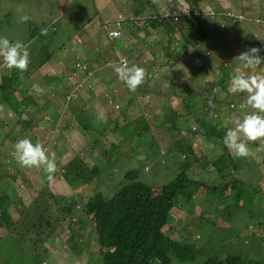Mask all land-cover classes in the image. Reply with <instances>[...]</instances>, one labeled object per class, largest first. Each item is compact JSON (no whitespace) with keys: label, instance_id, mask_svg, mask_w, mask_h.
<instances>
[{"label":"rangeland","instance_id":"rangeland-1","mask_svg":"<svg viewBox=\"0 0 264 264\" xmlns=\"http://www.w3.org/2000/svg\"><path fill=\"white\" fill-rule=\"evenodd\" d=\"M21 1L27 9H30L35 0ZM187 1L182 2L186 7L190 6L187 14L195 12L192 11L194 7L189 3L194 0ZM215 1L223 9L231 10L226 14L233 18L226 20L225 23L227 28L233 30L224 28L226 31L221 30L220 37H217L214 31H210L207 38L209 44H204L196 39L199 33L194 27L189 31L194 32V35L188 40L190 46L200 53L190 58L194 64L207 58L209 69H206V73L194 77H205L210 81L211 87L205 92L193 87L187 91L182 87V83L186 80L181 70H185L186 65L178 57L179 52L173 53L166 46L161 50L159 45L155 44L154 38L146 41V38L142 37L144 32L140 30L139 33L137 27L146 24L145 28L150 30L153 28L151 21H148V24L146 19L138 23H134V20L125 22L120 28L121 37L114 41L109 36L104 28V22L117 18L120 13L129 14L134 18L133 8L130 7L132 0H71L69 4L75 12V18L66 23L67 16L72 12L67 10L66 14L62 13L58 32H49L47 35L41 32L44 29L41 22H38V28L35 29H32L33 23L30 19L24 23L20 22V18L27 15L25 5L19 6L16 1H1L0 36H6L13 42L26 43L24 44L26 47L29 44L27 49L30 53V64L25 72H13L0 58V197L4 193L9 194L7 211L12 217L11 220L15 218L24 223L20 226L17 223L6 232V226L0 222V264H104L100 246L94 243L96 240L87 239L81 243L77 234L73 236V232H76L74 229L81 227L78 224L81 219H88L87 226L82 225L81 230L85 232L87 238L92 234L95 209L104 198L100 195L102 190H109L115 186L119 188L124 182H128L125 174L130 170L137 172V176L143 172L148 174L153 190L161 189L157 180L160 177V180L165 182L160 175L167 168L163 167L164 158L156 147L148 145L152 142L150 135L146 137L134 133L129 138L123 139V135L116 138L108 134L104 139L107 148L111 147V140L119 146V150L113 147L117 152L111 162L107 159V155H103L102 148L86 143L96 134L97 129L108 121L112 123L115 119H119L118 126L124 132L127 127L135 131L143 124L152 126L156 130L154 143L159 140L158 146H166L171 141V135L162 125L161 117L164 116L166 120L169 113L174 118L177 115L181 116L176 124L179 125L180 130L186 131H181L180 145L171 155L178 164L174 168L175 170L182 168V162L187 159L184 157L186 152L182 151V148L190 145V142L194 143L197 145L196 155L199 160L188 169L189 174L200 179L204 184H214L211 175L223 172L226 167L213 165L217 156L223 152L220 147L219 129L234 127L232 123L234 115L243 118L247 112L252 111L240 110L239 106L245 101L246 93L233 94L229 90L230 75L237 68L248 74H264V66L259 69L262 73L255 69H245L243 63L236 58L253 47L261 49L259 54L264 56V31L258 27L250 36L240 27L241 20L250 17L256 22L253 26L262 25L264 28V19L259 18L261 8L258 11L254 9L264 4V0ZM56 2L60 13L61 8L64 10L68 5V0H56ZM175 3L178 4V0H158L156 5L163 11L175 15L183 14L180 6L177 7ZM80 6L86 10H82ZM193 6L202 11L204 8L210 10L211 19L216 15L214 13L216 9L211 5H204L202 0H199L197 6ZM262 9L264 10V5ZM8 12H12L11 16ZM255 12L254 15L250 14ZM58 18L56 17L55 20ZM75 20L80 24L75 25ZM127 29L128 32L125 33ZM239 32L245 35L240 36ZM138 40L143 42V47L149 44L155 48L159 62H156L157 58L152 59L154 49L153 55L148 50L141 51L139 55L132 49L131 46ZM125 49L130 50L132 55L124 52ZM111 50L129 58L130 65L146 66L149 62L151 66L156 62L150 70L144 69L145 83L135 92L130 91L124 82L118 80L114 71V67L118 65L117 60H109L106 56ZM83 60L85 63H77ZM75 62L78 68L73 70L71 65ZM179 69L180 71H177ZM101 72L104 73L103 77L100 75ZM163 74L166 80L174 76L171 80L176 79L177 85H169L170 80L165 86L157 88ZM226 76L229 79L221 82ZM10 77L13 78V86L6 90L2 87V83H5L3 78ZM104 79H110V82L106 84ZM37 84L43 89L42 93L38 94L33 90V86ZM141 88L143 94L135 99V93ZM7 92L11 105H8L4 99ZM104 92L106 98L103 96ZM71 97L74 99L70 103ZM139 102L141 105L137 106ZM17 107L24 111L22 117L25 119H28L30 111L32 112L31 122L17 120L19 119L15 112ZM127 110H131L132 114H127ZM209 112H212L218 121L216 133L211 136L200 125ZM78 115L85 118H81L80 122ZM78 127L83 129L82 132ZM194 128H197L198 132L192 134L189 130ZM10 133L13 138H10ZM46 133L48 135L44 141L43 137ZM22 134L34 143L39 141L46 144L45 147L49 152L55 153L58 171L54 181L51 183L48 181L51 193L48 191L46 197V186L40 188L41 184L37 181L33 184L27 177L29 175L34 180L43 171L23 168L15 158L14 145ZM79 152L88 162L80 168L77 167ZM94 165L98 167L97 173L94 172ZM5 167L11 168L5 173L3 170ZM232 169L233 171L231 169L225 171L224 175L229 174L232 179L240 176L246 181L261 186L264 192V164L260 166V173L242 168L239 172L233 166ZM12 171L17 174L13 175ZM17 171L20 173L18 174ZM216 179L219 180L218 177ZM22 180L23 183H20L19 188L15 182ZM122 181L123 183L119 184ZM220 181L222 182V178ZM3 182H13L17 190L3 191L2 188L5 186ZM220 192L213 191L208 196L205 191L197 193L195 195V203L199 205H196L197 210L190 207L191 200L188 199L185 209L174 214L164 230L173 224L172 233L175 236L182 235L184 241L199 237L193 242H207L206 250L211 249L220 257L234 252L247 259L264 262V237L261 241L258 239L261 234L259 229L264 230V202L261 201V197L258 200V196L249 199L248 204L239 207L235 194H228L226 200L221 202L223 196H220L222 194ZM66 199L76 203L71 211L63 209ZM85 206L87 210L84 209ZM258 206L260 212L256 210ZM20 210H23L22 218H20ZM202 210V214L197 213ZM220 220L230 222L231 226L220 225ZM31 224H34L36 229L27 236ZM88 230L91 231L87 233ZM17 233L22 235L17 237ZM65 237L70 239L67 240ZM64 244L67 247H64ZM174 264L184 263L176 260Z\"/></svg>","mask_w":264,"mask_h":264},{"label":"trees","instance_id":"trees-1","mask_svg":"<svg viewBox=\"0 0 264 264\" xmlns=\"http://www.w3.org/2000/svg\"><path fill=\"white\" fill-rule=\"evenodd\" d=\"M1 1L2 0H0V3ZM8 1H16L18 3L21 2V0ZM183 1L188 2L187 0H181V3ZM215 2V0H202V3L204 5H211V7L216 9L214 12L216 13V15H214L213 19H211V14L209 13L210 10L204 8V11H202V9L199 10L196 9L195 6H193H197L199 0L190 1V5L194 7L192 11L195 10V12L184 15H175L169 11V13L165 10L162 11L161 8L156 5V3H153V0H132L130 7L133 8L134 18L129 14H122V25H124L125 22H131L133 20L134 23H138L139 21H142V19H146L147 24L148 21H151L153 28L150 30L145 28L146 24L137 27L139 28V33H141V31L144 32V35H142V37H145L146 41L149 40V38H154L155 44L159 45V48L161 50H163V48L165 49L166 46L173 53L176 51L179 52L178 57L180 58V60L182 59L181 61L184 63V65H186V69L181 70L182 72H184L183 75L186 80L182 83V87L187 91L192 89L193 87L195 89H201L202 92H205V90H209L211 87L210 81H208L205 77H194L200 75V73H206V69H209L207 58H201L202 61L194 64L190 60V58L195 57L194 55H196V53L198 52H196L195 49L190 46L188 40H190L191 36L194 35V32H189L191 29H194V27L198 30L199 33L196 39L201 40L200 42H204V44H209L207 38L210 31L220 33L221 30H229V28L227 27H225L226 30L221 27L222 18L226 19L224 13L228 9H223L219 3L216 4ZM175 5L178 7L179 3H175ZM263 5L261 4V6ZM261 6L254 7L255 11H258ZM67 10H70L72 13L67 16L66 23L74 19L76 16L75 12L71 9V4L69 3L62 13L66 14ZM11 13L12 12H8L10 16ZM62 13L59 12L56 0H35L33 6L30 9H27V16L30 17V22L33 23L32 29L38 28V22H41V24H43L44 26V29L48 30L47 33L58 32V23L60 22V18L63 17ZM260 14L261 16L259 18L264 19V10ZM56 17L59 18L55 20ZM229 19H232V17ZM74 23L75 25L80 24L76 20L74 21ZM255 23L256 22H254L252 18L247 17L246 20H241L240 26L244 25V28L242 29L246 31L253 28V25ZM187 29L189 30L187 31ZM127 32L128 29L125 31V33ZM186 33L189 35H186ZM113 40L116 41V39ZM28 46L29 44H27V48ZM131 47L139 55L141 51L145 52L147 50L150 51V53L153 55L152 51L154 49V56L152 59L157 58L156 62H159V57L158 55H156L157 51L149 44H145V47H143V42L141 40H138ZM117 53L119 52L111 50L106 54V56L109 60L116 59V63H118L121 61L122 54ZM146 59L147 58H145V60ZM156 62H153L151 66L149 62L146 63V66H136L150 70ZM77 63H85V60L77 61ZM263 66L264 65L262 64L255 70L260 71L259 69ZM71 67V69L73 70H75L74 68H78L76 62L74 65H71ZM177 71H180V69ZM13 72H17V70L13 69ZM100 75L103 77V72H101ZM173 77H171L169 80H166L163 74L157 88L165 86V84H167ZM3 79H5V83H2V87L6 90L10 89V87L13 86V78L10 77ZM228 79L229 77L226 76L223 80H221V82H224ZM201 82H203V84ZM169 85H177L176 79L171 80ZM72 86L74 87V85ZM69 92L70 91H68V94ZM142 94L143 92L141 88L137 93H135V99H138V97ZM9 97V92H7V94L4 95V99L8 103V105H11ZM73 99L74 97L69 99L70 103L73 101ZM25 102L28 103L27 100H25ZM140 105L141 102H139L137 106ZM15 112L19 117V119H17L18 121L22 119L26 123L31 122V111L28 119L22 117L24 111H22L21 108L17 107V110H15ZM126 113H129L130 115L132 112L128 111ZM76 114H78V112H76ZM208 117L213 118V115L208 114ZM81 118L85 117H83L82 115H78V120L80 122ZM204 119L207 120L206 118ZM118 123L119 119H115L114 121H112V123L109 121L106 122L102 127L100 126L97 129L96 134L90 137L86 142L95 147L102 148L103 155H107V159L109 160V162L112 161L117 152V150L113 147L119 150V146L115 144L113 140H111V147L107 148L104 139L108 134H111L112 136L114 135L116 138H119L120 135H123V139H127L132 134L138 133L137 135H146V137L150 135L152 137V142L156 139V131L150 126L142 125L135 131H131V128L127 127L126 131L124 132L119 128ZM202 123L207 125L211 130L213 129V126L209 122L202 121ZM78 129L81 132L83 130L79 127ZM123 132L124 134H122ZM47 135L48 133L44 134V141L46 140ZM10 138H13V135L11 133ZM23 138L27 137L22 134L16 139V142ZM43 145L46 146V144ZM190 147L191 145H187V148H185V150L188 151L191 156H193L194 151ZM234 155L235 154L233 152L225 154L221 153L214 160L213 165H220L222 167L227 166L226 170H228L230 168L229 166H232L230 164H234L236 166V164H238L241 160V157L235 159ZM200 159L202 160L203 157L201 156ZM198 160L199 158L197 157V155H195L189 163V166L194 165L196 162H198ZM77 161V167L79 168L84 164H88V162L84 158H82V156H80V152L77 154ZM8 168L11 167H5L3 169L5 173L7 172ZM93 168H95L94 172L97 173L98 167L94 165ZM12 172L13 175L17 174L14 171ZM224 172L220 174H223ZM256 172L260 173V168L256 169ZM19 173L20 172H18V174ZM38 173L39 171H37L36 174ZM39 174L40 175L36 176L34 180H32V177L29 175H27V177L31 183L34 184L37 181L38 184H41L40 188L42 186H46V197L49 191L48 179L44 172ZM212 176H217V173H213ZM125 177L128 179V182H120L119 184H123L119 188L115 186L114 188L106 190V196L100 193V195H103L104 198L103 202L99 203V205H97L95 209V223L92 226V234H90L87 238L85 232L81 230L82 225L85 224L84 226H87L86 224L88 219H81L78 222L81 227L75 228L74 230L76 232H73V236L77 234L80 238L81 243H83L87 239L90 241L96 240L94 243L95 245L100 246L103 252L102 254L104 264H174V261L176 260L184 264H261L258 262L248 263L249 261L253 260H247L243 255L234 252L227 253L224 256L220 257L218 256L217 252H212L211 249L206 250L208 245L207 242H193L199 239V237H192L184 241L182 235L175 236L172 233L173 226L171 225L173 224L169 225L166 230H164V227L169 224V222L173 218V215L176 213H180L185 209V204H187L188 199L191 200L189 202L190 207L197 210L196 205L198 204L195 203V195L197 193L200 194V192L205 191L206 195L208 196L212 194L213 191H221L220 194H222L220 196H223L221 202L226 200L228 194H235L238 206L244 207L246 204H248L249 199H253L258 196L257 191L260 193L261 199L264 200V192L261 186H258L253 182H248L240 176H237L235 178L233 177L232 179L229 174H226L222 177V182L218 179H214V184H204L202 183V181H196L190 178L187 174L186 169L184 168L179 173H176L174 177H169L168 179H166L160 191L153 190L151 178L144 172L137 176V172H135L134 170H130L126 172ZM3 183L5 184V186L2 188L3 191L9 190L15 192L17 190L13 185V182ZM20 183H23V180L15 182V184L19 186V188L21 187ZM157 183H159L158 180ZM8 200V193H4L3 196L0 197V222H2L4 226H6V232L10 231L12 227L17 223L19 224V226L24 224L22 221H19V219L13 218V220H11L12 217L9 216L10 214H8L7 211ZM75 205L76 203L74 201L67 200L63 209L71 211V209L74 208ZM259 208L260 207L258 206L256 209L258 212H260ZM84 209L87 210L88 208H86L85 206ZM202 212L200 214H202ZM20 213V218H22L23 210H20ZM34 229H36V227L34 226V224H31V228L29 227L28 232L26 233L27 236ZM90 231L91 230H88L87 233H89ZM77 232H79L81 235ZM20 235L22 234H16L17 237Z\"/></svg>","mask_w":264,"mask_h":264},{"label":"clouds","instance_id":"clouds-1","mask_svg":"<svg viewBox=\"0 0 264 264\" xmlns=\"http://www.w3.org/2000/svg\"><path fill=\"white\" fill-rule=\"evenodd\" d=\"M178 2L180 6V11L183 12V14L181 15L187 14L189 12L190 6H187V7L184 6L181 3V0H178ZM68 3H71V0H68ZM153 3H158V0H153ZM18 5L19 6L23 5V3L20 2L18 3ZM230 11L231 10L228 9L224 13L226 16V19L222 18V22H221L222 28L227 27L225 21L231 17L228 16L226 12H230ZM261 12H263L262 6H261ZM29 19H30L29 16L24 15L20 18V22L24 23V22H27ZM259 23H262V22H259ZM104 28L108 31L109 36L113 39H117L122 36V31H121V35L119 37H113L111 36L110 31L113 30L114 28L113 27L107 28L105 26ZM41 32L43 35H47L48 30L42 29ZM215 35L217 37H220L221 33H215ZM239 35L243 36L242 34H239ZM252 35H253V32H252ZM210 45L212 46L211 43ZM260 51L261 49L253 47V48H250L242 52L236 58H238V60L243 63V68L256 69L262 63H264V56H261L259 54ZM124 52L132 55V52L128 49H125ZM0 58H2L4 65L9 70L15 69L19 72H25L28 70V67L30 64V53L27 47L24 45V43L21 41L13 42L6 36H0ZM117 64L118 65L114 67V71L117 74V78L119 81L124 82L130 91L135 92L140 86H142L145 83V80H146L145 70L142 67H139L136 65L130 66L129 58H127L126 56H122L121 61L118 62ZM104 80L106 84L110 82V79H104ZM113 89L114 87H112V90ZM33 90L38 94L43 92V89L38 84L33 86ZM229 90L233 94L246 93V99L243 103L240 104L239 107L241 111H244L246 109H251L252 111L247 112L243 116V118H241L240 116L234 115L232 117V123L234 127L232 128L228 127L226 129H221V128L219 129L220 147L223 151L222 152L223 154L233 152L235 154L234 155L235 159H238V157H241V159H244V161L242 162L240 161L238 164H236L237 167L234 164H232V166L237 171L240 172L241 168L248 169L249 171H256V169L260 168V166L264 164V74H248L245 71H242L241 69L237 68L230 75ZM105 95H106V92L103 93L104 97ZM127 111L131 112V110H127ZM209 114H212L213 118H209L208 115H206L205 118L208 121L205 120L204 118L202 121L209 122L213 126V129L211 130L207 125L203 124L202 122L200 123V125L202 126V129H204L206 133L209 136H211L216 133L218 121H216V119L214 118V114L212 112H209ZM180 118L181 116L179 115L176 118H174L170 116V113L168 114V118L166 120H164V116H162L161 117L162 125L171 135V141L166 146H158L159 140L154 143V141L156 140L155 139L153 142H150V144L148 145L150 147H156V150L164 158L163 167H166L167 170L166 171L164 170V172L160 175L164 179V181L168 179L169 177H174V175L176 173H179L183 168L186 169L187 174L190 178L196 181H201L200 179H197L194 176H191L188 171V169L191 167L189 166V163L191 162V160L197 153L196 152L197 145L194 143L192 144L190 142V145H191L190 148L194 151V155L191 156V154L185 150L187 146L182 148V151L186 152L184 157H187V159L182 162V168H180V170H175L174 168V166H177L178 164L173 160L171 155H172V152L180 145L181 133L186 131L183 129L180 130L179 125L176 124L179 122ZM189 131L192 134H194L198 132V129L194 128ZM14 149L16 153L15 158L17 160V163L21 167L43 170V172L47 176L49 183L54 181L55 174L58 171L55 153H50L49 150L41 142L36 141L34 143L30 138H23L17 141L14 145ZM165 161H167V163ZM232 166H229L230 167L229 169L233 171ZM226 168L227 166L225 167V170ZM223 176H224V173L223 174L217 173V176H212V178L216 179L218 177L219 180H221ZM158 181H159L158 184L161 186V189H162L164 182L160 180V177L158 178ZM161 189H158V190L160 191ZM103 192L105 193L106 190H102L101 192V194L106 196ZM257 193L259 194L257 197V200H258V198L261 197V195L258 191ZM261 201L264 202V200L262 199ZM201 212H197V213H201ZM219 224L220 225L226 224L229 227L231 226L230 222H225L223 220H220ZM259 230H261V234H259L258 239H260L261 241V238L264 237V230L262 228H260ZM65 238H67V240L70 239L68 237H65ZM64 247H67V245L64 244ZM247 260H253V261H249L248 263L258 262V263L264 264L263 261L257 260V259H247Z\"/></svg>","mask_w":264,"mask_h":264},{"label":"built area","instance_id":"built-area-1","mask_svg":"<svg viewBox=\"0 0 264 264\" xmlns=\"http://www.w3.org/2000/svg\"><path fill=\"white\" fill-rule=\"evenodd\" d=\"M123 22V15L120 13L114 20H109L105 22V27H113L114 29L110 31L111 36L119 37L121 35V26ZM115 34V35H114Z\"/></svg>","mask_w":264,"mask_h":264},{"label":"crops","instance_id":"crops-1","mask_svg":"<svg viewBox=\"0 0 264 264\" xmlns=\"http://www.w3.org/2000/svg\"><path fill=\"white\" fill-rule=\"evenodd\" d=\"M81 1H83V0H81ZM21 3H23L22 1H21ZM23 5H25L24 3H23ZM25 7L27 8V6L25 5ZM81 7V6H80ZM81 9L82 10H86L85 8H82L81 7ZM63 12V8H61V13ZM252 14H254V13H252ZM255 14H256V12H255ZM241 27V30L244 32V33H248L249 35H251L252 36V32L256 29V28H258L259 27V29L260 30H263L264 31V28L262 27V25L261 26H254L253 28H251L250 30H246V31H244L242 28H244V25H242V26H240ZM235 29V28H234ZM229 30H233V29H229ZM243 32H239V34H242V35H245ZM262 65V64H261ZM264 65V64H263Z\"/></svg>","mask_w":264,"mask_h":264}]
</instances>
